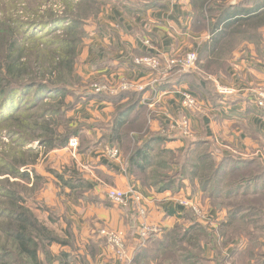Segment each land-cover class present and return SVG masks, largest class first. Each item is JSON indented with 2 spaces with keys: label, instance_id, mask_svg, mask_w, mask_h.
Instances as JSON below:
<instances>
[{
  "label": "crops",
  "instance_id": "obj_1",
  "mask_svg": "<svg viewBox=\"0 0 264 264\" xmlns=\"http://www.w3.org/2000/svg\"><path fill=\"white\" fill-rule=\"evenodd\" d=\"M156 1L155 5L143 8L131 17L118 10L105 13L100 31L88 42L99 50L92 53L88 48L86 76L109 83L125 79L148 88L139 102V107L144 108L146 113L148 131L166 129L167 132H174L181 128L184 121L187 128L184 135H203L213 140L227 156L232 151L244 157L254 152L264 154V108L260 109L254 103V93L264 88V18H258L259 11L256 10L251 16L246 14L247 6L252 9L264 7V0H210L216 4L222 1L224 6H231L236 13H240V19H247L229 25L221 24L233 13L224 6L216 8L209 15L203 9L204 0ZM192 47L198 50V55L203 51L205 62L215 65V72L209 74L213 86L211 96L196 69L193 70L192 79L185 78L165 86L160 81L179 73L177 67L162 69L158 71L159 74L155 72L157 70L141 69L131 63L134 56L148 54L164 59L180 55ZM103 61H107L108 65L96 69L89 66L91 62ZM214 83L233 87L235 95L218 98ZM185 94L197 100V109L184 105ZM143 98H146L145 102ZM112 111L110 102L94 98L78 105L74 115L77 123L87 121L90 124L107 122ZM90 130L88 133L91 136H101L97 128ZM142 134L146 141L148 132ZM184 135L177 133L160 146L181 150L185 143ZM111 142L108 139L107 144ZM101 150L95 147L78 155L79 162L93 165V170L101 175L105 184L104 188L94 187V199L87 203H70V219L81 240L94 239L97 242V256L92 264H127L110 245L98 242L99 229L112 230L124 241L126 239L129 253L132 245L139 242V225L167 229L176 220L175 214L183 208L170 191L157 192L129 177L121 148L120 159L116 162L110 161ZM107 185L122 190L133 187L128 203H112L106 196ZM184 189L182 194L190 197L196 205L201 203L200 190L189 194V188ZM169 210L175 213L169 214Z\"/></svg>",
  "mask_w": 264,
  "mask_h": 264
},
{
  "label": "trees",
  "instance_id": "obj_2",
  "mask_svg": "<svg viewBox=\"0 0 264 264\" xmlns=\"http://www.w3.org/2000/svg\"><path fill=\"white\" fill-rule=\"evenodd\" d=\"M83 1L78 0L75 2L74 7H81ZM136 2L139 3L138 0ZM156 2V0H149L142 6L128 8L126 14L135 16L143 9L140 7H151ZM202 5L204 11L210 15L216 8L225 4H216L215 1L204 0ZM224 7L233 11V13L221 24L229 25L247 20L240 19L241 14L236 13V10L231 6ZM255 10L259 11L258 18H264L263 6L253 9L247 6L246 14L251 16ZM251 18L249 17V19ZM63 20H65V17ZM70 21L76 26L80 25L81 19L75 17ZM59 26L57 21L45 26L29 27L26 25L28 27L26 29L27 36L23 38L20 36L18 38L17 33H14L11 29L13 27L10 25H6L4 29L0 30V135L16 136L17 142L21 141L22 147L13 153L12 157L9 158L10 161L6 160V163H4L8 168V173L20 179L28 177L29 174L24 169L34 162L35 155L33 152L37 147L33 145L36 140L39 142L37 145L53 149L66 145L71 137L78 136L80 140L79 153L81 154L95 148L100 141L111 140L116 146L118 145L123 149L128 176L157 192L179 189L186 175H188V178L190 176L193 179L199 178L202 187H210L211 183L216 184L222 174L226 175L230 172L229 176L235 179V187L232 190L223 192L225 198L240 193L248 196L245 199L258 203L256 199L260 200L264 197V168L255 158L243 159L236 155H220L219 161L215 162L212 159L213 156L206 153L196 158L193 157L191 160V146L195 147L200 142H207L202 141L208 139L203 135L196 137L184 135L186 146L182 152L177 150V154L174 149L161 147L160 144L165 140H170L171 137L163 133L164 131L167 132L166 129L164 131H148L145 122V110L139 107L142 90L127 88L110 93L108 90L88 89L82 92L83 89L81 91L71 89L69 87L70 80L78 78L77 75L72 74L77 45L80 41V36H77V34L70 33L71 38L62 37L58 43H43V41L23 43L28 44L27 48V45H20V40L39 41L38 38L33 39L36 38L33 33L38 28H43V31L47 33L53 29H58ZM29 36L30 38H28ZM52 44H54V47L51 46ZM41 51H44L48 56L45 64L43 57H41ZM31 57H34V59L31 60ZM203 59L204 53L202 51L199 54V61H196V72L198 77L205 82L211 96L213 86L209 74L215 72L213 70L215 65L213 62L208 63L205 60L201 62ZM104 65H108V62L103 61L93 64L94 67ZM170 69H176V66ZM158 71L160 70L155 72ZM194 72L173 73L170 77H166L167 79H162L160 84L168 86L185 78L192 79ZM158 73L160 74V72ZM67 95L73 97L72 102H65ZM28 97L30 101L25 105ZM217 97L222 98L223 96L218 95ZM217 97L214 98L218 99ZM93 98L106 100L113 106L111 117L107 122H93L86 125L88 130L95 128L100 130L101 136L99 138L91 136L85 127L81 129V125L72 127V125H69V118L67 117V112L72 110L75 104ZM145 131L148 132L146 141H144L142 134ZM182 131L183 129L174 130V132L183 135ZM209 140L213 143V140ZM124 141L128 143H123ZM130 141L134 145H131V150L128 151L125 146H130ZM175 155L181 158L180 161L174 160ZM1 160L4 161L0 157ZM256 164H259V166ZM175 165L179 169H175ZM228 165L229 167H226ZM20 166L26 167L21 171ZM72 172L76 174V171L73 170ZM238 172H245L246 177L237 174ZM149 175H151V178L146 177ZM78 178L82 189L92 188L91 183L80 177ZM69 182L63 179V184L71 186ZM17 185L18 183L9 182L7 179L0 184V216H2L3 221V234L0 235V264H46L45 260L53 262L59 260L58 258H60L58 264H69L71 260L70 253L61 252L58 256H52L48 249L53 243L67 245V241L58 239L52 230L30 211L25 205V199L18 191ZM244 186L245 189H243ZM75 187L78 186L72 184V188ZM214 188L215 190L212 189L211 194L213 192V194L221 196L219 193L223 190L218 186ZM243 206L244 210H248L250 214H253L256 210L255 205H247L246 203L245 205H235L230 212V220L242 211ZM174 213V211L169 210V214ZM250 214L248 213L249 216ZM67 232L70 235L69 230ZM164 236L167 241L150 234L145 245L138 249L133 261L129 264H142L146 258L154 257L156 250L168 248L169 244L174 245L177 241L175 240V231L167 232ZM183 236L181 235L179 238L182 239ZM258 255L264 256L263 252H258ZM42 256L45 259L44 261L41 259ZM261 262L264 263V259Z\"/></svg>",
  "mask_w": 264,
  "mask_h": 264
},
{
  "label": "rangeland",
  "instance_id": "obj_3",
  "mask_svg": "<svg viewBox=\"0 0 264 264\" xmlns=\"http://www.w3.org/2000/svg\"><path fill=\"white\" fill-rule=\"evenodd\" d=\"M77 1L78 0H0V30L4 29L6 25H10L13 27L11 29L14 31V33H17L18 38L19 36L23 38L24 36H27L26 29L28 27H26V25L29 27H36L39 25L45 26L57 21L60 25L58 29H53L45 33L43 28H38L33 33L34 37H36L33 39L38 38L40 39L39 41L20 40V45H27V48L28 44L25 45L23 43H39L42 41L43 43H58L62 37L64 38L67 36L71 38L70 33L77 34V36H80V41L77 45L72 74L77 75L78 78L76 80H70L69 87L71 89H77L80 91L83 89V92L84 90H95L96 88H99L98 91L108 90L110 92L113 89L120 88L123 83H129L131 84L129 88L137 89L138 87H142V89H139L142 90V95L143 93H146L148 88H145L144 85L132 83L125 79L119 81L118 83H109L106 80L96 78L89 79L85 73V61L87 60L86 56L88 48H90L92 53L99 50V48L88 44V42L90 37L100 31L101 23L103 22L104 16L106 15L105 13H109L112 10H118L126 15V17H131V15L126 14L128 13L126 12V9L142 6L149 0H138L139 3L136 2L137 0H81L84 2L83 5L81 7H74L75 2ZM217 3H222V1H218ZM140 8H144V6ZM96 9L98 10L95 11ZM64 17L65 20H63ZM75 17L81 19L80 25L75 26L71 21L69 22L70 19L72 20V18L74 19ZM28 38H30V36ZM53 45L54 44L51 46L54 47ZM196 50V48L192 47L191 49L181 53L180 56L187 52L195 51L197 53L196 61L198 62L199 55L198 50ZM143 56H151L158 60L159 67L157 69L141 68L154 71L166 69V61L175 57L171 56L161 59L157 56L142 54L132 57L131 61L135 57L137 58ZM41 57H43L45 64L48 60V56L44 51H41ZM30 59L33 60L34 57H31ZM202 62H204V59ZM94 63L96 62H91L89 64L90 68L96 69L107 66L104 65L94 67ZM196 64L197 63H195V67L189 71L196 69ZM178 70L179 72L183 73L189 72L182 69ZM219 85L230 89L231 92H218L217 86L214 83V88L217 94L223 97H232L235 95L236 90L233 87L222 84ZM254 94L255 103L257 97L264 94V88L257 89ZM190 97L194 100V103L192 105H187L183 98L184 105L191 109L194 107V109H197L199 107V103L194 97ZM72 100L73 97L71 95H67L65 98L66 103L72 102ZM143 100L145 102L146 98H143ZM29 101V97L26 98L25 105ZM85 101L75 104L74 108L67 112V117L69 118L68 122L69 125H72V127L81 125V129L84 127L86 129V125L89 122L82 121L77 123L78 121L74 115L75 108ZM256 106L260 109L264 108V106ZM183 122L184 121L181 122V128L179 129H183L182 134L184 135L187 133V128L186 124ZM87 130L88 129H86V131ZM163 133L168 137L177 134V132L172 131H164ZM79 135H81V133H79ZM71 138L77 139L78 144L75 147L69 145V140ZM71 138L68 140L66 145L53 149H48L47 147L37 145L39 142L36 140L33 145L37 147L36 150H34L35 152H33L35 155L34 162L28 165V168L26 169H24L26 166L19 167L21 171L24 169V171H27L29 175L26 179H20L19 177L8 173V168L4 163H6V160L10 161L9 158L12 157L13 153L16 152L18 148H22L21 141L17 142L16 136L1 134L0 157L4 161H0V184H2V181H5L6 179L9 182L18 183L17 186L19 190H17L25 199V205L30 209V211L48 228H50L58 239L67 241V245H61L58 243H53L50 245L48 249L52 256H58L61 252H66L70 253L71 256L69 264H92L97 256V242L94 239L81 240L78 234L76 235L73 222L70 219L71 217L68 208L70 203L80 205L87 203L91 199H94V187L96 188L97 186H101L104 188L103 186L105 182H103L100 178L101 175L93 170V165L91 163L83 164L82 161H78V155L81 154L79 153L80 140L78 136H73ZM202 141L209 142L210 140L206 139ZM207 142H200V144L196 145L195 147L191 146V160L193 157L196 158L199 155L210 153L211 156H213L212 159L217 162L219 161L220 155H225L222 153L223 151L221 147H218V145L212 142ZM123 143L128 142L124 141ZM129 143H131V141ZM109 144L111 146H115L113 142ZM107 145V141H100V143L96 146L98 149H102L101 151L106 157L107 155L104 152V148ZM131 145H134V143H131L130 146L126 145V150H131ZM185 146L186 143H184V146L181 150L179 149L180 151L178 149H174L176 150V154L177 150L178 152H182ZM122 153L124 154L123 149ZM228 155H236L243 159L255 158L258 160V163L261 165V167L264 168V154L262 153L257 154L254 152L247 157H244L232 151L229 152ZM173 158L174 160L179 161L181 159L178 158L177 155H175ZM109 160L112 161L111 159ZM259 164L256 165L259 166ZM226 167H229V165ZM175 169H179V167L175 165ZM73 170L76 171V174L72 172ZM237 174L244 175L246 177L245 172H238ZM229 175L230 172L226 175L222 174L217 180L216 184L211 183L210 187L207 186L204 188L202 187L199 178L193 179L189 174L191 178L189 177V179L188 175H186L182 180V186L179 189L175 188L174 190H168L173 196H175L176 200H178V204L182 206L183 209H180V212L175 214L176 220L169 228L160 230V228L156 226H150L149 228L151 231L149 232L148 236L143 241H139L137 244L132 245L129 253L126 250L128 257L127 259L124 258L126 263L129 264L133 261L138 249L145 245L146 239L150 236V234H153L156 238L160 237L161 239L167 241L164 234L175 231V240H177L176 243L174 245L169 244L167 246L168 248L156 250L154 253L156 255L154 257L146 258L142 264H264L261 262L263 261L264 256H257L258 252H263L264 254V197H262L260 200L256 199L259 204L252 200L245 199L248 198V196L240 193L234 194L233 196L230 195L225 198L223 192L232 190L235 187V179L231 178ZM78 177L91 183L92 188L87 190L82 189ZM146 177L151 178V175ZM63 179L70 181L69 183L71 186L63 184ZM72 184L78 187L72 188ZM215 186H218L223 190L219 193L221 196H218V194H213V192L211 194L212 189L215 190ZM108 188L117 187H109L107 185V189ZM128 188H130V186ZM184 188H189V194L193 193L194 190H200L201 203L196 205L194 201L190 200V197L182 194L181 192ZM243 189H245V186ZM128 200L129 199L127 197L126 201L121 205H126ZM183 201H188L192 203V205L184 206L185 204L182 203ZM245 203L247 205L256 206V210L253 212V214H250L248 210H244L245 208L243 206L241 209L242 211L240 210L241 212L230 220V212L233 210L234 206L241 204L245 205ZM247 212L250 214V216ZM138 215L141 216L139 213ZM2 225V216H0V235L3 234ZM68 230L70 235H68ZM102 230L108 231L109 233H114V231L106 228H100L98 231L100 237L98 242L101 243V245H110L109 238L106 235L101 234ZM181 235L183 236L182 239L179 238ZM131 243L132 241L129 242L130 246ZM123 244L126 249V239L125 241L123 239ZM41 259L43 261L45 260L43 256ZM58 259L59 260L53 262H48L45 260V263L58 264L60 258Z\"/></svg>",
  "mask_w": 264,
  "mask_h": 264
},
{
  "label": "built area",
  "instance_id": "obj_4",
  "mask_svg": "<svg viewBox=\"0 0 264 264\" xmlns=\"http://www.w3.org/2000/svg\"><path fill=\"white\" fill-rule=\"evenodd\" d=\"M197 51V50H196ZM196 55L197 53L195 51H190L187 52L185 54H183L182 56L180 55H176L175 57L168 59L166 61V69H170L173 66H176L177 69H182L184 71H189L191 69H193L195 67V63H196ZM131 63L138 68H151V69H157L159 67V62L156 58L151 57V56H143V57H135ZM131 86V84L129 83H123L120 88L118 89H113L110 92H117L119 90H124L127 89ZM217 86V91L220 93H230L231 90L225 87L220 86L219 84H216ZM137 89H142V87H138ZM96 91L99 90V88L95 89ZM184 101L187 105H192L194 103V100L190 97L189 94H185L184 95ZM256 105H258L259 107L264 106V94L260 95L259 97H257ZM78 144L77 139L76 138H71L69 140V145L72 147H75ZM104 152L106 153L107 157L109 159H111L112 161H118L120 159V149L118 146H111V145H107L104 148ZM133 194V189L132 188H128L126 190H121V189H117V188H108L106 190V196L109 200H111L114 204H123L127 197L128 199L131 198V195ZM182 203H184V206H191L192 203L188 202V201H183ZM141 214H143V212H141ZM150 226H147L146 224H141L139 225V227L137 228V236L139 241H143L149 234V232L151 231ZM102 235H106L109 238V242H110V246L113 248L114 252L117 254V256L120 259H127V252L126 249L124 247L123 244V239L120 235H118L117 233H112V232H108L105 230L101 231Z\"/></svg>",
  "mask_w": 264,
  "mask_h": 264
}]
</instances>
